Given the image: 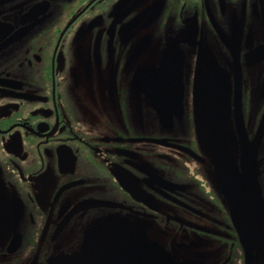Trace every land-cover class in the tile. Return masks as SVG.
<instances>
[{
    "label": "flooded vegetation",
    "instance_id": "obj_1",
    "mask_svg": "<svg viewBox=\"0 0 264 264\" xmlns=\"http://www.w3.org/2000/svg\"><path fill=\"white\" fill-rule=\"evenodd\" d=\"M0 264H264V0H0Z\"/></svg>",
    "mask_w": 264,
    "mask_h": 264
}]
</instances>
